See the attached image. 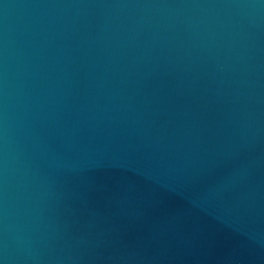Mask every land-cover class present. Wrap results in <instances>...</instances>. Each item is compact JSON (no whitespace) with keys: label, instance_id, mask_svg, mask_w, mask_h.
Listing matches in <instances>:
<instances>
[{"label":"water","instance_id":"water-1","mask_svg":"<svg viewBox=\"0 0 264 264\" xmlns=\"http://www.w3.org/2000/svg\"><path fill=\"white\" fill-rule=\"evenodd\" d=\"M0 264H264V0H0Z\"/></svg>","mask_w":264,"mask_h":264}]
</instances>
